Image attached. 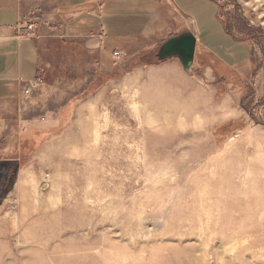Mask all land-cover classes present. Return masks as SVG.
Masks as SVG:
<instances>
[{"label":"rangeland","instance_id":"rangeland-1","mask_svg":"<svg viewBox=\"0 0 264 264\" xmlns=\"http://www.w3.org/2000/svg\"><path fill=\"white\" fill-rule=\"evenodd\" d=\"M215 1L251 67L198 49L177 84L156 51L59 98L1 166L0 264H264V0Z\"/></svg>","mask_w":264,"mask_h":264},{"label":"crops","instance_id":"crops-1","mask_svg":"<svg viewBox=\"0 0 264 264\" xmlns=\"http://www.w3.org/2000/svg\"><path fill=\"white\" fill-rule=\"evenodd\" d=\"M193 7L203 12L196 16ZM186 31L196 36V51L234 68L251 67L252 49L226 30L215 0H0V170L6 161H20L13 145L23 138L34 143L41 114L52 119L67 108L54 110L59 98L94 99L117 82V71L132 82L143 74L126 69L132 60ZM165 61L162 67L178 71L172 82L179 84L181 62ZM37 78L43 85L26 94Z\"/></svg>","mask_w":264,"mask_h":264},{"label":"water","instance_id":"water-1","mask_svg":"<svg viewBox=\"0 0 264 264\" xmlns=\"http://www.w3.org/2000/svg\"><path fill=\"white\" fill-rule=\"evenodd\" d=\"M196 47V36L186 31L166 41L157 52L156 58L159 62L177 58L184 70H189L195 60Z\"/></svg>","mask_w":264,"mask_h":264},{"label":"built area","instance_id":"built-area-1","mask_svg":"<svg viewBox=\"0 0 264 264\" xmlns=\"http://www.w3.org/2000/svg\"><path fill=\"white\" fill-rule=\"evenodd\" d=\"M34 28H35V27H34L33 24H28V25L26 26V30H27V31H33ZM41 85H43V79H42V78H37L35 81H33V82L30 84L29 88L26 89L25 93H26V94H30V93L32 92V90L39 88Z\"/></svg>","mask_w":264,"mask_h":264}]
</instances>
